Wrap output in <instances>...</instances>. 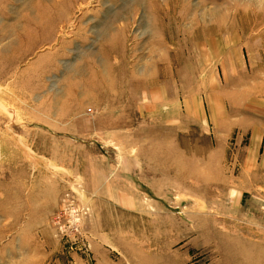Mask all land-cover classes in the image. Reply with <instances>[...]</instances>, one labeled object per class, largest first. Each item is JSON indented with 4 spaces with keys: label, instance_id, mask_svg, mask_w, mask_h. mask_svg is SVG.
Listing matches in <instances>:
<instances>
[{
    "label": "rangeland",
    "instance_id": "obj_1",
    "mask_svg": "<svg viewBox=\"0 0 264 264\" xmlns=\"http://www.w3.org/2000/svg\"><path fill=\"white\" fill-rule=\"evenodd\" d=\"M0 264H264V0H0Z\"/></svg>",
    "mask_w": 264,
    "mask_h": 264
}]
</instances>
